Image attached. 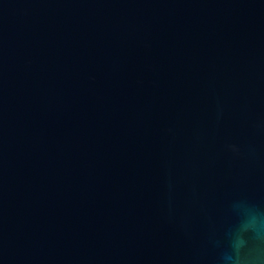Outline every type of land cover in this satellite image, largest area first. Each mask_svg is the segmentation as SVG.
<instances>
[{
    "label": "water",
    "instance_id": "water-1",
    "mask_svg": "<svg viewBox=\"0 0 264 264\" xmlns=\"http://www.w3.org/2000/svg\"><path fill=\"white\" fill-rule=\"evenodd\" d=\"M242 200L264 0H0V264H217Z\"/></svg>",
    "mask_w": 264,
    "mask_h": 264
},
{
    "label": "clouds",
    "instance_id": "clouds-1",
    "mask_svg": "<svg viewBox=\"0 0 264 264\" xmlns=\"http://www.w3.org/2000/svg\"><path fill=\"white\" fill-rule=\"evenodd\" d=\"M232 208L236 223L224 232L217 264H264V208L243 200Z\"/></svg>",
    "mask_w": 264,
    "mask_h": 264
}]
</instances>
